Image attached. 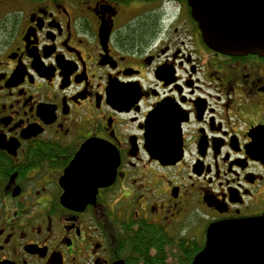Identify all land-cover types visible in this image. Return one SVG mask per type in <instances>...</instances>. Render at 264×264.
<instances>
[{
	"label": "flooded vegetation",
	"instance_id": "flooded-vegetation-1",
	"mask_svg": "<svg viewBox=\"0 0 264 264\" xmlns=\"http://www.w3.org/2000/svg\"><path fill=\"white\" fill-rule=\"evenodd\" d=\"M263 216L264 56L209 48L188 0H0V264H193Z\"/></svg>",
	"mask_w": 264,
	"mask_h": 264
},
{
	"label": "water",
	"instance_id": "water-1",
	"mask_svg": "<svg viewBox=\"0 0 264 264\" xmlns=\"http://www.w3.org/2000/svg\"><path fill=\"white\" fill-rule=\"evenodd\" d=\"M202 38L212 50L231 56H264V0H188ZM107 157L101 165L77 173L79 164H72L66 179L82 177L78 189L66 185L64 199L71 203L86 192L82 200L88 204L98 190L112 184L115 170L110 171ZM81 185V187H80ZM76 197V199H74ZM194 264H264V216L253 220L213 225L208 232L205 249Z\"/></svg>",
	"mask_w": 264,
	"mask_h": 264
}]
</instances>
